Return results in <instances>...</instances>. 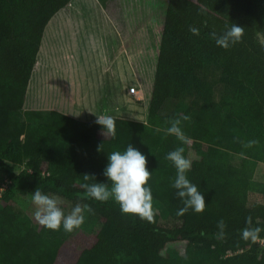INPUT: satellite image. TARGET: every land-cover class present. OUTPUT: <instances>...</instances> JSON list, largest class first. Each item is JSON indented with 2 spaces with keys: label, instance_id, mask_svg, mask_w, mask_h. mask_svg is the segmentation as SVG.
Instances as JSON below:
<instances>
[{
  "label": "trees",
  "instance_id": "trees-1",
  "mask_svg": "<svg viewBox=\"0 0 264 264\" xmlns=\"http://www.w3.org/2000/svg\"><path fill=\"white\" fill-rule=\"evenodd\" d=\"M71 1L0 0V182L16 179L28 194L39 188L82 201L90 223L62 240V227H33L5 191L0 264H264V183L255 180L264 164V0H167L158 53L141 72L152 82L146 119L113 118L114 136H105L96 120L56 110L47 123L37 113L34 121L18 119L31 114L23 109L27 91L38 95L34 72L44 33ZM231 24L244 28L241 41L217 46L212 34ZM60 51L46 49L44 57L49 62ZM49 74L38 79L43 90L57 81ZM168 102L176 106L165 113ZM177 119L190 143L166 132ZM130 144L147 157L148 186L166 213L154 212L152 221L122 214L118 203L97 201L81 188L98 182L110 188L103 176L107 155ZM178 147L192 162L187 177L204 195L203 212L176 215L184 204L166 155ZM250 194L263 202L250 205ZM249 227L262 229L255 241L242 238Z\"/></svg>",
  "mask_w": 264,
  "mask_h": 264
},
{
  "label": "crops",
  "instance_id": "crops-1",
  "mask_svg": "<svg viewBox=\"0 0 264 264\" xmlns=\"http://www.w3.org/2000/svg\"><path fill=\"white\" fill-rule=\"evenodd\" d=\"M139 4L134 5L132 0H72L51 20L44 33L34 72L37 97L52 98L53 94L63 99L62 110H58L76 119L84 116L91 121L96 116L108 115L145 121L146 114L141 117L140 109L149 101L148 92H144L137 73L144 72V66L158 53L162 20L138 21L135 15ZM74 44L82 46L84 53L80 55L86 57L85 62L77 72L74 68L68 70L67 82H63V75L55 74L57 81L49 95L44 96L38 79L45 70L52 72L44 51H65ZM66 56L73 57L69 51ZM151 85L152 82L149 97Z\"/></svg>",
  "mask_w": 264,
  "mask_h": 264
},
{
  "label": "clouds",
  "instance_id": "clouds-1",
  "mask_svg": "<svg viewBox=\"0 0 264 264\" xmlns=\"http://www.w3.org/2000/svg\"><path fill=\"white\" fill-rule=\"evenodd\" d=\"M193 35H199V30L195 27L190 28ZM216 45L224 49L239 43L244 35V28L231 24L223 34L217 36L212 34ZM188 120V116L183 117ZM96 123L103 129L104 135H115V121L111 116H96ZM169 135H175L183 143H190L180 127V120H173L170 126L166 128ZM255 141H250L251 146ZM166 159L171 161L176 168V178L172 187L176 189V195L183 201L184 207L177 210V216H183L190 208L199 213L205 208L204 195L198 190L187 177V173L192 167L191 160L184 156V148L178 147L166 155ZM147 157L131 144L124 151H113L107 155V164L103 171V176L111 182L109 188L105 182L83 183L81 188L84 189L88 197L97 201L106 202L113 200L120 206V211L125 215H135L141 219L152 221L154 216L153 197L151 187L148 181L151 177V171L147 167ZM88 174L84 179H89ZM31 203L35 206L33 213L34 219L40 225L51 229L58 230L61 227L65 232H73L80 228L85 220L84 212H90L88 205L81 206L79 203L72 208L69 214H65L59 206L60 199L57 196L49 195L36 188L30 194ZM218 227L223 234L224 224L220 222ZM261 228H245L242 232V238L255 241L259 237Z\"/></svg>",
  "mask_w": 264,
  "mask_h": 264
},
{
  "label": "rangeland",
  "instance_id": "rangeland-1",
  "mask_svg": "<svg viewBox=\"0 0 264 264\" xmlns=\"http://www.w3.org/2000/svg\"><path fill=\"white\" fill-rule=\"evenodd\" d=\"M105 2L109 1V0H103ZM115 1V0H114ZM132 2H134V5L140 2L139 5V12L138 14L135 15V18H137V16L139 17L138 21H141L142 19L145 21H149V20H153L156 22L159 20L164 19V12L166 9V5H167V0H132ZM136 8V7H135ZM135 13H137L135 11ZM138 19V18H137ZM139 25H141V23H138ZM155 45V44H154ZM73 49L74 52L69 51V53L73 56L68 57L66 55H59L58 53L53 55V53L51 54V61H50V67L52 68V74H49V76H51L52 81L51 83H53V76H55L56 78H58L55 74L60 73L61 75L64 76L63 78V82H67V79H69L70 73L68 72V70H74L77 72L82 63L85 62L86 57H81L80 54H83V48L80 45H72L69 47V49L67 50H71ZM66 50V51H67ZM72 50V51H73ZM60 51V50H59ZM62 51V50H61ZM60 51V52H61ZM66 51H62L63 53H65ZM74 72V74L76 73ZM139 78L140 79H144V73L138 72ZM142 75V76H141ZM55 80V79H54ZM143 82L146 84V86L144 87V92H148V99H150L149 97V86L151 84L150 80L147 78H145L143 80ZM50 83V84H51ZM143 83V84H144ZM29 90V88H28ZM51 88H43L41 89V91L44 93V96L48 95L50 92ZM31 91H32V87H31ZM53 92V91H52ZM35 96H37L36 94H33L29 91H27L26 97H25V103H24V111H29L31 112V114L29 115H25L24 113L19 114L18 119L21 121H24L25 119H30L31 121L36 120L37 115L38 117H40V122L42 123H47L50 120V111L56 110L59 111L58 109L62 110V103H63V99L61 98H55L52 97L53 99L49 98V97H44V98H36ZM148 102L147 104H143V110L140 109V114L141 117L146 114L147 112V108H148ZM142 105V102H141ZM176 106V103L174 102H168L164 108V112L169 113L172 112L174 110V107ZM145 108H146V112H145ZM61 112V111H59ZM62 113V112H61ZM142 122L144 121L143 119H139ZM138 120V121H139ZM92 121V120H91ZM239 157L237 156H232L231 157V163L233 165H238L239 164ZM17 169L19 171H21L23 169V166H17ZM255 180L261 183H264V164L260 163L257 167L256 173H255ZM5 191H10L11 193H13V201L16 205V208L20 211L21 215L25 218H27L28 220H30L31 225L33 227H36L38 225H40L38 222H36V220L34 219L33 213L35 211V206L31 203V199H30V194H28L23 186L22 183L16 179H5L4 181L0 182V198L2 196V194ZM55 196V195H53ZM59 197V196H57ZM60 199V207L63 209V211L65 212V214H69L72 210L73 207L76 206V204H80L81 206H83L84 204L82 203V201H77L75 203L70 202L62 197H59ZM255 202H263V198L259 195L256 194H250L249 197V203L250 205L255 203ZM153 210L155 213L160 214L161 216H165L166 213L164 211V209L162 208V206L155 200H153ZM84 223L83 225L80 227V229L82 228H86L88 227V224L90 223V214L88 211L84 212ZM72 232H65L62 228L61 234H60V238L62 240L66 239L69 234H71Z\"/></svg>",
  "mask_w": 264,
  "mask_h": 264
},
{
  "label": "built area",
  "instance_id": "built-area-1",
  "mask_svg": "<svg viewBox=\"0 0 264 264\" xmlns=\"http://www.w3.org/2000/svg\"><path fill=\"white\" fill-rule=\"evenodd\" d=\"M261 243L264 244V240H262Z\"/></svg>",
  "mask_w": 264,
  "mask_h": 264
}]
</instances>
